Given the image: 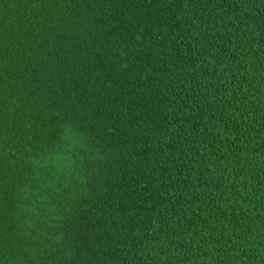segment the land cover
<instances>
[{
	"label": "trees",
	"instance_id": "trees-1",
	"mask_svg": "<svg viewBox=\"0 0 264 264\" xmlns=\"http://www.w3.org/2000/svg\"><path fill=\"white\" fill-rule=\"evenodd\" d=\"M0 264H264V0H0Z\"/></svg>",
	"mask_w": 264,
	"mask_h": 264
}]
</instances>
